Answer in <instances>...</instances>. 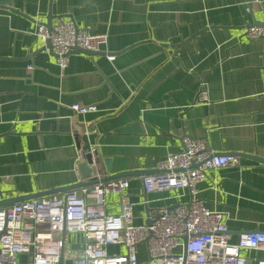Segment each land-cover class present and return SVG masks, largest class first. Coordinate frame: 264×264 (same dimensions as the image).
Listing matches in <instances>:
<instances>
[{"label": "crops", "instance_id": "crops-1", "mask_svg": "<svg viewBox=\"0 0 264 264\" xmlns=\"http://www.w3.org/2000/svg\"><path fill=\"white\" fill-rule=\"evenodd\" d=\"M245 1L0 0V200L80 182L87 154L101 178L104 163L111 175L154 171L185 138L206 139L213 153L237 156L240 165L207 171L197 197L225 213L230 243L264 232V162L248 157L264 160V41L243 34L264 23V0H248L249 12ZM65 20L106 34L107 45L93 58L71 54L62 71L48 51L29 58L43 45L38 27L51 31ZM72 104L97 112L77 115ZM143 176L121 178L135 225L188 204L186 190L146 193ZM104 209L119 214V197L106 195ZM65 242L83 248L78 234ZM137 256L147 261L145 245ZM240 256L254 264L264 250Z\"/></svg>", "mask_w": 264, "mask_h": 264}, {"label": "built area", "instance_id": "built-area-1", "mask_svg": "<svg viewBox=\"0 0 264 264\" xmlns=\"http://www.w3.org/2000/svg\"><path fill=\"white\" fill-rule=\"evenodd\" d=\"M245 5L249 12L250 1ZM36 34L43 42L50 40L61 71L73 48L98 53L108 42L106 34L78 29L70 20L56 21L50 32L40 25ZM243 34L264 41V24L250 25ZM107 59L112 61L114 56ZM70 109L77 115L97 112L95 105L72 104ZM239 165L237 156L213 153L206 139L185 138L183 150L169 154L158 164L160 172L141 177V184L146 193L186 190L189 202L159 210L154 218H147L152 219L149 226L133 223L127 179L0 208V264H246L240 251L264 250V232L242 233L230 243L225 213L208 210L197 197V185L207 171ZM109 194L119 197L117 215L105 213ZM69 234L81 236L80 252H65ZM141 244L146 247L145 263L137 256ZM108 245L123 246L125 253L109 255Z\"/></svg>", "mask_w": 264, "mask_h": 264}, {"label": "water", "instance_id": "water-1", "mask_svg": "<svg viewBox=\"0 0 264 264\" xmlns=\"http://www.w3.org/2000/svg\"><path fill=\"white\" fill-rule=\"evenodd\" d=\"M4 5H5V3L0 2V7H2ZM262 24H264V23H262ZM256 25H260V23H258ZM192 37L193 36H191L189 39H191ZM44 51H48V53L50 55H52L54 58H56L55 54L53 53V48H52L50 40L44 41L43 45L40 48L36 49L35 51L30 52L28 57L31 58V57L38 55ZM71 54H83V55H86L88 57L93 58L94 56H96L100 53L99 52L95 53V52H90V51H84V50H80L78 48H73L71 51ZM110 56H113V55H110ZM93 156L98 158L97 152H94ZM248 157L252 158L253 160L259 161V162H264V160L258 159L256 157H251V156H248ZM99 163H101V161H99ZM77 168H78V171L80 174V179H81L80 182L73 184V185H70V186H67V187H63L60 189H54V190L43 192V193L21 196V197H17V198L1 199L0 200V208L8 207L10 205L21 203V202L32 200V199L47 197V196H51V195H55V194H59V193H66V192L71 191V190H76V189L85 188V187H92V186L97 185L99 183H105V182H109V181H113V180H117V179H121V178H126V177H130V176L150 175V174L160 172L159 170L136 171V172H122V173L111 175L109 163H104L105 170L103 173L105 175L101 178H98L96 175V173H97L96 172V166H95V164H93V161H92V154L85 155L84 160L81 163H79ZM170 209H172V208H170ZM151 223H152V219L149 218L146 220L145 225L149 226V225H151ZM186 240H187L186 237L182 238L184 245L186 244ZM60 264H61V262H60Z\"/></svg>", "mask_w": 264, "mask_h": 264}, {"label": "rangeland", "instance_id": "rangeland-1", "mask_svg": "<svg viewBox=\"0 0 264 264\" xmlns=\"http://www.w3.org/2000/svg\"><path fill=\"white\" fill-rule=\"evenodd\" d=\"M69 250H70V246H67L66 249H65V252L69 251Z\"/></svg>", "mask_w": 264, "mask_h": 264}]
</instances>
